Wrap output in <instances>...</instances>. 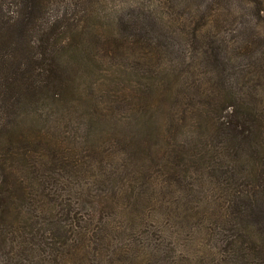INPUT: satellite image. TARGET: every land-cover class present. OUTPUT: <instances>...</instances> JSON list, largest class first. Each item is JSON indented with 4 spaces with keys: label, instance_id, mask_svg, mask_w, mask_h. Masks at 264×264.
I'll return each mask as SVG.
<instances>
[{
    "label": "trees",
    "instance_id": "1",
    "mask_svg": "<svg viewBox=\"0 0 264 264\" xmlns=\"http://www.w3.org/2000/svg\"><path fill=\"white\" fill-rule=\"evenodd\" d=\"M128 1L0 0V264H195L143 261L134 214L192 167L221 193L201 264H264V0Z\"/></svg>",
    "mask_w": 264,
    "mask_h": 264
},
{
    "label": "rangeland",
    "instance_id": "2",
    "mask_svg": "<svg viewBox=\"0 0 264 264\" xmlns=\"http://www.w3.org/2000/svg\"><path fill=\"white\" fill-rule=\"evenodd\" d=\"M144 5H149L154 2L151 0H141ZM119 2V3H118ZM128 0H100V3L110 6L111 4H119L117 11H121L129 5ZM114 6V5H113ZM116 20V18H114ZM170 21L173 22V25L179 24L178 21H173L171 17H169ZM172 42H175L174 49L170 50L167 53L166 65H178L181 62V43L183 47V37L175 36L172 39ZM90 73L87 71L85 75V81L88 80ZM80 108V107H79ZM156 168V167H155ZM195 167H192V178L187 177L185 180V185L187 187H194L192 189V194L189 196L184 195V186L182 184L177 185H169L167 188L172 193H167L165 198H163V194L160 193L158 186L149 187L148 189H143V193L146 197L151 199L155 197V200L151 201L154 204L152 207L147 204L140 203V199L136 197L134 200L137 202L134 204L136 207L134 209V214L138 217L142 225H146L143 228H140L142 231L140 237L137 239L138 246L135 245V242L132 246L140 247L139 252L140 255L144 258L143 261H151L154 259L161 258H169L171 253L174 254L179 261H184L186 259H192L195 264H201L203 259V252L200 248L205 249L206 247L211 250H217L220 243L218 240L219 229L215 227V219L212 213L208 212L207 207H209L208 203L212 202L214 198L219 197L221 195L219 187L215 184L214 181H209L206 179V173L202 170H194ZM203 178V179H202ZM201 181V187L199 188L197 183ZM134 180L136 184L139 186L140 179L137 177V173H133L132 177L127 176L121 181V184L115 183L113 186L118 189H128L133 184ZM194 181V184L192 183ZM164 184L163 182L161 183ZM194 185V186H193ZM93 186V185H92ZM196 188V189H195ZM166 190V186L163 187ZM121 192V191H120ZM136 193V191L134 190ZM124 193V192H122ZM127 194V193H126ZM91 197H88L89 199ZM190 198H192L190 200ZM85 195H81L78 200V210H82L83 214L95 211L98 213V205L93 203V200L88 201ZM133 200V198H131ZM168 199L169 201H167ZM145 206V207H143ZM150 208L158 209L157 212H153ZM208 210V211H207ZM81 212V211H80ZM186 213H190L189 215H183ZM126 212H123L117 216V221L120 223L124 218ZM142 217V218H141ZM140 218V219H139ZM155 227H161L167 234L164 238L153 239L150 235H146L144 230L152 229ZM206 226L213 227L212 233L209 234L207 232ZM141 227V226H140ZM154 236L152 233H150ZM155 243L160 245L163 250L154 249ZM171 247H173V252H171ZM142 249V250H141ZM161 252V253H160ZM160 253V254H159ZM139 255V256H140ZM136 256H134L135 258ZM234 258L236 259L235 255ZM237 260V259H236ZM138 260H136L137 262ZM209 264H212L209 262ZM233 264H239L238 261H234Z\"/></svg>",
    "mask_w": 264,
    "mask_h": 264
}]
</instances>
